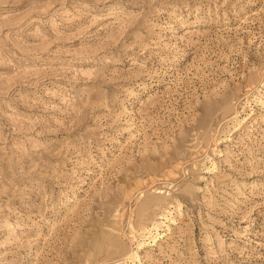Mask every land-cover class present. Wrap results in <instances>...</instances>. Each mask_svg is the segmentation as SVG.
<instances>
[{
  "label": "rangeland",
  "instance_id": "obj_1",
  "mask_svg": "<svg viewBox=\"0 0 264 264\" xmlns=\"http://www.w3.org/2000/svg\"><path fill=\"white\" fill-rule=\"evenodd\" d=\"M0 264H264V0H0Z\"/></svg>",
  "mask_w": 264,
  "mask_h": 264
}]
</instances>
